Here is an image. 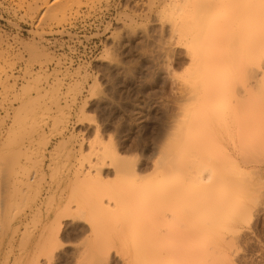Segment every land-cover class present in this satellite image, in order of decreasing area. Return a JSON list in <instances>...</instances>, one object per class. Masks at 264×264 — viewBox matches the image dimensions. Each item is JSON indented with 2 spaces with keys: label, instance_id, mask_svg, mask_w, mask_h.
<instances>
[{
  "label": "rangeland",
  "instance_id": "rangeland-1",
  "mask_svg": "<svg viewBox=\"0 0 264 264\" xmlns=\"http://www.w3.org/2000/svg\"><path fill=\"white\" fill-rule=\"evenodd\" d=\"M53 1L0 0V264H46L58 226L62 247L50 264H149L128 255L147 249L153 264H264L262 66L229 71L233 114L207 130L245 172L252 198L235 234L207 244L186 208L175 221L139 202L129 175L109 159L95 163L91 151L115 149L138 178L151 175L199 98L183 82L192 61L179 42L188 41L182 28L207 24L196 18L200 8L183 0ZM200 2L217 41L229 42L230 69L236 42L253 39L247 26L255 20L243 14L256 0ZM88 157L93 189L84 182Z\"/></svg>",
  "mask_w": 264,
  "mask_h": 264
},
{
  "label": "bare ground",
  "instance_id": "bare-ground-1",
  "mask_svg": "<svg viewBox=\"0 0 264 264\" xmlns=\"http://www.w3.org/2000/svg\"><path fill=\"white\" fill-rule=\"evenodd\" d=\"M57 1L54 0L50 5ZM183 3L192 9L199 7L200 11L196 12L198 22H207L198 30L187 32L181 29L188 41L179 43L185 47L192 61V67L183 76V82L192 92L199 91L192 112L186 115L176 133L162 147L153 165V172L145 178H138L134 167L121 159L115 149L93 146L91 151L95 155V163L109 159L117 170L129 175L125 181L132 189V196L139 202L146 206L156 204L159 210L175 217V221L180 219L179 208L182 211L186 208L193 227L197 228L196 236L205 238L207 244L216 245L224 240L225 234H235L237 224L249 218L252 198L245 172L220 151L217 141L208 136L207 130L221 121L222 117L233 114L226 98L230 84L229 71L233 77L238 72L249 75L262 66V76L257 82L260 84L257 104L260 114L264 113V0H256L253 13L245 11L243 14L255 20L253 28L247 26L253 39L236 42V50L230 55L233 58L230 69L227 68L229 42H218L211 32L210 19L203 17L208 12V3L201 4L200 0H183ZM206 109L211 111L206 112ZM250 144L251 141L245 140L244 149L247 152L251 149ZM86 160L89 166L84 182L86 188L93 189L98 184H94L90 178L92 161L89 157ZM107 191L109 200L116 203L118 196L115 191ZM54 238L56 246L47 251L46 264H50L54 250L62 247L59 226ZM140 252L142 255L138 258L139 251H128L129 258L137 260V263L143 261L153 264L150 263V250Z\"/></svg>",
  "mask_w": 264,
  "mask_h": 264
},
{
  "label": "built area",
  "instance_id": "built-area-1",
  "mask_svg": "<svg viewBox=\"0 0 264 264\" xmlns=\"http://www.w3.org/2000/svg\"><path fill=\"white\" fill-rule=\"evenodd\" d=\"M1 20L4 21L3 19L0 18V21H1ZM0 24H1V23H0ZM2 26H3V25H2ZM2 26H0L1 29H2Z\"/></svg>",
  "mask_w": 264,
  "mask_h": 264
}]
</instances>
